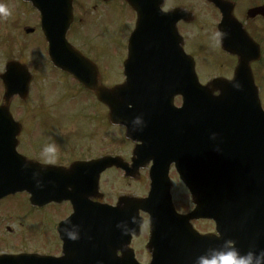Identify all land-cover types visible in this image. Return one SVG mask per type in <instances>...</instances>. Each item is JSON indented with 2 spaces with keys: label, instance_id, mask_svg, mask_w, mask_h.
<instances>
[{
  "label": "flooded vegetation",
  "instance_id": "obj_1",
  "mask_svg": "<svg viewBox=\"0 0 264 264\" xmlns=\"http://www.w3.org/2000/svg\"><path fill=\"white\" fill-rule=\"evenodd\" d=\"M74 10L76 13L81 15L79 24L83 26L85 23V17L92 12L98 14L104 6L105 10L108 11L112 2H122V0H110L107 3L101 2V0H93L95 3L91 8H88L85 2L90 0H73ZM172 1L173 5L171 8L180 7L186 11L192 12L194 16L193 21H185L183 19L177 22L178 32L182 37L183 49L187 54L194 57L196 63V71L200 82L205 83L213 77L230 78L241 60L247 61L248 67L252 74L253 80L257 86L260 97L264 95V0H216L217 7L209 4L207 0H166ZM104 10V11H105ZM105 11V12H106ZM231 16V22L229 24L220 25L222 15ZM31 22L37 24L36 20L33 19ZM217 31H222L226 35L217 43L215 34ZM77 37V34H76ZM223 47L225 49H223ZM140 62L150 61L149 57H140ZM141 71L140 75H143V67L139 66ZM144 69H148L145 67ZM57 71V70H55ZM61 76L60 82L63 86L67 87L66 81L72 82L70 76L57 71ZM185 74V72H184ZM190 75V72H188ZM71 79V80H70ZM123 80V79H122ZM74 81V80H73ZM66 83V84H65ZM65 84V85H64ZM70 85V84H69ZM71 88L74 87L70 85ZM264 106V103H262ZM178 104H176V107ZM29 107V106H26ZM40 107V106H39ZM95 107L99 110L100 118L103 121L102 127L104 129L111 127L108 123V110L104 105H96ZM30 112V111H29ZM42 115L41 120L36 122L18 120L17 123L20 125V130L17 135L16 150L26 161H29V166L35 163V166L42 175H56L59 177V184H63L62 178H67L76 174L78 171V161H93L104 156H116L119 155L121 158L131 166V158L135 143L126 141L125 145L120 147L119 153H110V150L105 148L104 142L102 143L101 149L96 147V142L89 143L83 151H78L79 146V124L83 123L75 120L81 116L78 107L76 106H63V105H43L38 111ZM64 113V117L54 122L46 121V116H53L56 113ZM93 112V107H92ZM90 117V116H89ZM144 117V116H141ZM153 117L152 113L146 115V119L151 122ZM160 117L165 123L167 114L163 112ZM90 119V118H89ZM92 119V117H91ZM73 127L76 128V132H69ZM92 122L90 125V130ZM123 134L125 129L118 127ZM163 133L167 132L165 126L161 128ZM90 140H93V134ZM103 141L104 138L102 139ZM162 142L164 139L161 140ZM59 143L57 145L56 162L54 164H46L43 158V148L52 143ZM97 148V149H96ZM4 150H9V146L5 147ZM166 147H162L161 151H165ZM8 161L7 166H13V163L4 157ZM14 159V158H13ZM77 165V166H76ZM76 166V168H72ZM150 164L145 168L141 169V172H147ZM28 173L32 171L27 170ZM119 177L125 184L130 180L124 178V171L116 167H110L104 170L100 174L99 188L103 191L104 177L110 173ZM174 173L173 167H170V174ZM91 175L94 172L91 171ZM112 174H110L111 176ZM141 175V174H140ZM138 175V179L140 178ZM178 185L183 188V184L177 180ZM70 186L66 187V194L63 200L60 202H50L42 206V209H52L53 216L47 217L49 220L60 222L68 217L71 212L72 205L71 200L73 195L69 193ZM118 196L117 193L114 194ZM107 202L110 203L107 194L103 191L102 198L95 199L91 198L90 201L94 202ZM175 206L180 212L187 211L191 207L189 201L186 200L185 196H179L178 200L175 201ZM187 207V208H186ZM257 212L255 208H252L249 213L250 216L244 217L245 223L240 229H243L244 233H235L232 235V243H224L222 234H212L210 240H201L189 242L196 246H203L202 255H210L213 250H223V247H234L239 251L240 254H245L249 251L259 252L264 250V203H259L257 206ZM241 211H237L240 213ZM256 213V215L251 214ZM243 217L237 216L235 220L242 219ZM209 225L212 226L210 220ZM197 222V221H195ZM27 225V224H26ZM4 230L9 231L5 226ZM213 227L209 229L211 232ZM202 232V231H200ZM185 239L187 237L183 236ZM214 237V238H213ZM43 248L47 254H51L57 257H61L63 253L62 240L60 239L57 231L50 227L44 228V234L42 237ZM189 243H173V248L183 247L179 249L183 250V253L190 252ZM131 245L134 248L135 254L139 255L142 253L146 258L145 246L139 242V238H132ZM123 246V245H122ZM186 246V248H185ZM115 247V256L121 257V247ZM212 247V249H211ZM145 249V250H144ZM139 260V259H138ZM146 263L145 261H141ZM179 264H197V260L192 262L186 261V258L178 259Z\"/></svg>",
  "mask_w": 264,
  "mask_h": 264
},
{
  "label": "water",
  "instance_id": "obj_2",
  "mask_svg": "<svg viewBox=\"0 0 264 264\" xmlns=\"http://www.w3.org/2000/svg\"><path fill=\"white\" fill-rule=\"evenodd\" d=\"M28 1H31L38 9L50 10V17L55 12L52 19L54 17L55 22L61 21L58 26H52L49 24V20L44 17V14L42 16L41 23L49 43L48 54L51 62L56 67L72 74L87 89L94 92L100 101L107 104L110 108V120L112 123H126L130 128H133L135 113L124 109L130 103H136V101H132V95L127 93L128 88L124 86H115L113 88L102 86L99 82L98 71L95 65L85 59L65 41V30L71 20L70 0H62L61 5H55V9L53 4L48 0ZM155 6L159 9V6ZM20 70L26 69L17 62H9L7 63L5 73L1 75L5 92L3 95L4 107L0 109V121H10L7 107L12 95L15 93H19L21 97L26 95L29 77L27 73L24 74ZM20 73L23 76H20ZM243 81L238 80V77L231 82L216 81L212 89H218L220 91V95L218 96L191 93L190 96L186 97V105L190 108L192 116L191 124L187 126V131L191 138H196L197 140L200 137L206 138V151L202 156V158H205V163H203L201 168L203 183H197L196 186L194 185L191 188L195 209L190 215L179 218L185 219L188 222L192 217H212L219 223L221 221L220 219H222L221 225L226 228L224 230L226 233L230 232L231 204L237 197L234 192L236 187L240 186L237 179H248L253 171L256 173L258 170V162H264V141L255 143L256 156L254 158H249L247 155H236L234 151V147L237 145L235 142L237 137H264V113L261 111L257 94L254 91L255 89L253 90L254 87L252 88V86L247 85L246 82L244 87L249 93L246 95L235 94V92L241 91ZM247 81L251 85V80ZM236 83L239 87L236 86ZM125 114H129L130 116L128 118L124 117ZM128 126L127 129L129 130L130 128ZM182 128L183 124H181ZM199 145V142L191 143L193 147L191 149L193 155L191 156L193 158H198L199 156V151L196 148ZM202 145H205V143L203 142ZM253 162L256 163L255 167L252 164L250 166V163ZM188 168H190V165ZM193 168H196V165H193ZM151 178L158 179L159 181L160 175L151 173ZM29 184L30 179L25 175L12 174L0 176V197L6 193L21 191ZM151 185L152 188L148 197L145 199L123 197L120 198L115 209L110 211L95 208L93 212L90 209V221L78 223V226L83 227L79 228V230L87 231L89 230V226H93L94 224L96 227L95 232L99 233L102 228L109 226L106 225L104 218H112L118 215L120 211L117 210H120V203H123L122 207L130 206L131 212L134 211L135 213H137L139 208L151 211L152 213L161 210L173 211L168 194V182L165 181L163 183L164 186L158 184V190L160 189L162 192L154 189L153 184ZM35 192L33 191V194ZM156 201L167 202L168 205L165 207L155 206L151 203ZM152 213L150 217V233L165 232L160 230V223H163V220L162 222L160 220L166 219L168 215L160 214L158 216ZM75 217H81L79 207L75 208ZM121 223H124V220L120 218L116 219L113 221V226ZM178 223L183 225L184 222L183 220H178ZM172 224L174 222L172 223L170 221L166 225V234L170 233L172 226H175ZM136 225L138 226V224ZM104 254L102 252V255ZM99 258L103 259V256L87 255L88 260L94 259V264H102L104 262V260L101 261ZM0 261H8L9 264H57L56 259L53 257H38L34 255L4 256L0 258ZM104 263L107 264L106 262ZM80 264L88 263L82 261Z\"/></svg>",
  "mask_w": 264,
  "mask_h": 264
},
{
  "label": "rangeland",
  "instance_id": "obj_3",
  "mask_svg": "<svg viewBox=\"0 0 264 264\" xmlns=\"http://www.w3.org/2000/svg\"><path fill=\"white\" fill-rule=\"evenodd\" d=\"M5 4L8 5L7 7L10 11V15L7 17L0 16V70L3 69V65L8 59L18 57L30 63L35 75L39 77L38 83L36 82L33 85L32 91L30 92L29 98L26 102L20 103L16 98L13 99L12 105L14 106L13 110L15 112L16 118L22 121L36 122L41 120L42 117V115H37V108L40 111V107L43 105H77L76 107H78V110L82 111H80L81 116L79 118H75V120H80V122L83 121V123H78L80 130L78 140L80 148L78 149V151H83L91 142H96V147L98 149H101L102 143L104 142L105 148L110 150V153H119L120 150L118 149H120V147H122V145H125L126 143L123 137V132L117 129V127H110V129L106 128V131L103 134V121L100 118L99 110L97 107H95V103L92 101L93 99L90 97H86L81 92V90L75 87H69V89L67 90L68 94L58 96V93L56 91L50 92L47 89H44L45 92L43 93V95H38L39 93L36 92V86L39 84L40 89L44 88L43 85L44 83H46V78L48 77V74H46L44 70L46 60L45 56H47L46 49L44 47L43 52V42L41 43L39 36H37V34H40L39 31L34 30V32L29 35L23 32V29L26 26L33 27V22H31L29 16L27 15L22 20H17L12 23L8 21V18L10 20L16 18V14H14L13 10V7H15V5H10L8 1H5ZM116 7L120 9L121 5H117ZM123 9L127 10L126 7H123ZM108 16L110 17V20L105 24L106 18ZM84 19L86 21L87 28L82 29V34H86L87 38L92 40V44H80L81 39H79L78 41L76 34H74L77 33L79 29L70 31V37L73 41V44L80 48L86 55L93 58L96 63H99L102 70L101 78L105 84L112 85L116 82H119V80H122L123 78L121 65L124 57V36L127 33L128 27H131L132 23L123 22V19L116 11H110L108 13L106 12V16L102 18H98L94 16L92 12H90V14ZM125 24L128 27L125 26ZM83 26H85V23L83 24ZM9 27L16 29V33L13 32L14 29H11ZM36 36L38 40L36 39ZM97 54H99V56ZM58 83L61 84L60 80L58 81ZM51 93H55L56 97H52ZM63 97L66 98L64 99ZM261 100L262 103H264V95L262 96ZM81 106L83 107V109L79 108ZM63 117L64 113L58 112L53 116H46V121L54 122L56 120L62 119ZM91 122L92 127L90 130ZM72 131L73 133L76 132V128L73 127L69 132ZM92 134L93 140H90ZM103 138L105 141L102 140ZM54 144L57 146L59 143L55 142ZM110 174L112 175L110 176ZM110 174L104 177L103 191L107 193V198L113 201H115L116 199V197H114L115 193H117L118 195L122 193L143 195L145 194V190L148 189V179L145 172H141L139 179L130 180V182L128 181L127 184H124V186H122L123 182L119 177L115 176L112 172ZM171 178L173 180L172 192L174 195V201L179 198L181 193L185 195L186 200L188 201V193L184 188H181L178 185V178H176V176L173 174H171ZM143 187L145 188L144 190L142 189ZM6 211L10 212L9 214L13 218H9V216H3ZM26 212H30L27 213V216L31 219L30 231L31 233H34L37 230L36 221H38V218H40L44 214L43 211H32L29 208L25 197L20 194L11 196L3 202L2 206L0 207V233L7 235L5 233L4 226H9V228L14 230L16 234L17 232H20V235L18 236V240L15 241L16 243L11 242L15 240L17 236L16 234L9 235L11 237L8 238V240L5 241L4 244L0 241V252L2 251L5 253H9L18 249H20L19 251H22V249L32 251L35 247L36 250H43L42 244L40 245L41 248H39V246H35L31 242L18 244L20 240L26 241L27 235L25 233L26 228L22 231L18 228L19 224L18 221L15 220V218L24 217ZM47 223V221H41L40 225L44 227L47 225ZM194 224L196 225L197 229L202 232L209 231V229L212 228V226L209 225V222L205 221H197L194 222ZM145 227L146 225L144 224L142 232H147V229ZM140 239L142 241V244H144L147 236L143 234ZM12 244H16V246H11ZM144 257L145 256L142 253L140 255V258Z\"/></svg>",
  "mask_w": 264,
  "mask_h": 264
},
{
  "label": "clouds",
  "instance_id": "obj_4",
  "mask_svg": "<svg viewBox=\"0 0 264 264\" xmlns=\"http://www.w3.org/2000/svg\"><path fill=\"white\" fill-rule=\"evenodd\" d=\"M10 15L8 7L0 3V16L7 17ZM226 35L222 31H217L215 34L217 43ZM239 87V85H236ZM57 146L52 143L43 148V158L46 164H54L56 162ZM66 236L70 240L78 238L75 232H66ZM231 245V241L228 242ZM197 264H264V250L259 252L249 251L245 254H240L237 249L229 246L227 250H213L210 255H202L198 257Z\"/></svg>",
  "mask_w": 264,
  "mask_h": 264
}]
</instances>
